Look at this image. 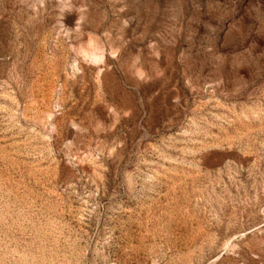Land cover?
I'll use <instances>...</instances> for the list:
<instances>
[{"label":"rangeland","instance_id":"374dc122","mask_svg":"<svg viewBox=\"0 0 264 264\" xmlns=\"http://www.w3.org/2000/svg\"><path fill=\"white\" fill-rule=\"evenodd\" d=\"M0 264H264V0H0Z\"/></svg>","mask_w":264,"mask_h":264}]
</instances>
